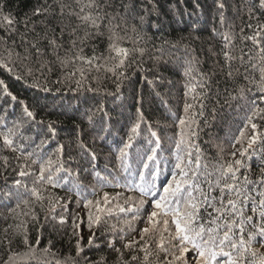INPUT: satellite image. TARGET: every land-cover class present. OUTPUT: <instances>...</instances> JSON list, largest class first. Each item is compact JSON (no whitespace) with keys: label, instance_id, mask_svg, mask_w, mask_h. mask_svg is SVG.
Returning a JSON list of instances; mask_svg holds the SVG:
<instances>
[{"label":"snow or ice","instance_id":"obj_1","mask_svg":"<svg viewBox=\"0 0 264 264\" xmlns=\"http://www.w3.org/2000/svg\"><path fill=\"white\" fill-rule=\"evenodd\" d=\"M143 2L151 5V8L137 11L136 0H44V3L35 8L31 16H25L23 21L16 20L10 13H4L3 8H0V30L4 33L0 36V45H2L0 54L13 63L26 62L28 74L39 73V78L43 79H47V74L53 71L54 65H59L64 79H58L56 83L67 82L73 91L98 92L99 88H93L90 83H86L88 73L93 68L97 71L104 69L117 77L119 82L116 87L119 92L121 84L128 78L124 71L119 70L130 66L126 65V61L134 52L141 55L144 52L141 48L123 47L121 41L128 38L129 32L143 39L141 32L149 23L148 17L153 13L158 14L156 0H143ZM214 2L221 27L230 30L233 26L225 17L227 8L225 0H214ZM244 7L245 5H241L238 10H243ZM246 8L249 20L258 19L256 12L264 14V0H248ZM141 12L144 14L141 15ZM35 17H43L39 21V31ZM20 23L24 26L23 33H20L16 27ZM154 26L158 27V25ZM247 28L253 29V25L248 23ZM212 31L214 35H222L224 40L221 53H212L223 56L224 63L220 65V74L226 81L235 82L237 77H242L252 85V87L239 88L236 90V95L229 93L224 101L225 104H229L231 100H247L250 107L245 116L246 123L239 129V134L233 137L231 147L235 150L229 153L228 159H224L222 147L215 162L202 159L201 150L194 144L193 139L198 136L197 129L201 127V120L204 125L209 123L205 110L207 101L212 98L213 77L217 72L202 71L199 67V59L194 56L186 60L184 75L191 77L195 84L185 85L187 91L184 115L176 117L177 126L181 131L175 142L176 163L170 172L171 179L157 187L154 182L160 175V169L157 168L153 173V183L136 186L141 196L138 204L134 203L128 208L118 205L119 212L131 215L130 220L124 221L128 232H125L123 227L109 225L105 232L101 233L102 235L119 234L121 241H126L123 242V249L131 254L128 260L123 259L124 252L116 248L112 240L108 241V247L118 253L121 264H264V132L258 131V124L254 122L257 119L264 121V108L257 103V100L264 103V24H257L252 35H244L245 29H240L241 42L250 41L257 49L256 56L245 48H241L239 54H236L233 51L234 39L230 31L220 33L216 28ZM105 35L108 40V56L105 57L103 54L85 56L84 47ZM16 36L19 40L13 38ZM93 52L95 53V49ZM100 60H112L115 63L112 67H107L100 64ZM0 66L7 67V63L0 62ZM21 78L17 77V79ZM72 85L75 87H71ZM0 86H3L4 92L11 96L13 101L17 100L16 96L8 92L3 81H0ZM33 86L41 87L38 79ZM197 88L200 89L199 92ZM253 88L259 95L253 93ZM42 90L49 91L47 87H43ZM225 91L227 92V89ZM189 93H193L191 102H188ZM249 93H253L251 98L248 96ZM219 95L217 92V104L220 103ZM18 103L23 105L29 127L33 124L45 126L47 131L41 137L40 143L35 144V138L24 135L23 126L19 123L12 128H8L6 124L2 125L6 128V131H0L3 149L13 153L19 152L20 155L16 157L15 167L10 163L9 156H0L2 163L0 176L4 178V187L0 188V205L8 207L14 201V207H9L10 213L30 217L31 220L39 222L35 205L39 204L43 208L44 201L48 200L49 204H52L49 213L54 212L53 198L50 193L48 195L45 193L48 187H59L61 181L67 183L71 171L65 167L62 159L63 145H58L59 156L55 161L51 156L46 157L43 154V146L55 139L54 122L45 125L43 120L37 121L36 114L29 110L24 101ZM98 111H104L103 104H100ZM216 112L217 109L213 107L211 109L213 120L216 118ZM89 120L91 121V116ZM143 121V113L137 109V122L132 126L128 143L120 150L118 157L122 162L128 156L126 149L131 148L133 136L138 134L140 122ZM249 125L252 134L247 137V146L244 147L245 129ZM151 134L154 137L157 135L155 132ZM16 137H20L23 142L17 143ZM30 145H35L31 151L28 150ZM236 145L241 147L236 148ZM80 147L89 151L92 161L96 160V154L90 152L82 142ZM159 147L160 140L157 137L156 148ZM155 157L154 148L147 160L153 161ZM256 157H259L260 164L257 166L258 173H253L251 161ZM33 165L38 166V172L31 170ZM123 167L127 171L126 163ZM143 167L147 169L148 163H144ZM9 170L19 177L13 179L10 185L7 183ZM29 176H34L31 185L22 179ZM96 176L107 180L106 177H100L99 172ZM76 187L79 189L81 186ZM95 192L96 189H93V194ZM128 199L132 200L131 197ZM93 203L92 200H85L84 207L89 208ZM102 203L103 205L110 203L107 192L103 194L102 202L95 201L97 212L105 211ZM24 208L28 211H24ZM111 211L112 209H107V212L111 213ZM51 218L56 219L55 216ZM44 219L47 221L49 216H45ZM26 223L21 221L16 228H23V232L19 235L20 241L31 249L33 246L29 243ZM58 223H65L63 217ZM87 223L90 230L94 226L98 231L103 227L102 217L94 215L91 211L88 213ZM140 224L145 226L138 227ZM7 231L6 228L5 233ZM130 233H138V239L133 236L128 240L127 236ZM96 239V232H93L88 238L87 245L99 247L95 244ZM82 240V236H78L76 240L78 258L85 251ZM5 242L10 246L12 239L5 235ZM39 243L38 238L36 245L38 246ZM43 252L49 253L50 247L44 248ZM69 259L71 264H79L76 258ZM82 259L84 264H99L86 256ZM10 260L12 256H9ZM5 264L8 262L6 261Z\"/></svg>","mask_w":264,"mask_h":264},{"label":"trees","instance_id":"obj_2","mask_svg":"<svg viewBox=\"0 0 264 264\" xmlns=\"http://www.w3.org/2000/svg\"><path fill=\"white\" fill-rule=\"evenodd\" d=\"M225 2L227 5L225 17L233 26L230 30L221 27L214 0H156L158 14L153 13L148 17L149 23L141 32L143 39L129 32L128 38L121 41L123 47L141 48L144 52L142 55L134 52L126 61V65L130 66L119 70L124 71L128 77L121 84L119 92L116 87L119 82L117 77L104 69L97 71L93 68L88 73L86 83H90L93 88H99L98 92L73 91L67 82L56 83L58 79H64L59 65H54L53 71L47 74V79H43L39 78V73L29 75L26 62L13 63L0 54V62L7 63V67L0 66V81H3L8 92L17 98L13 101L11 96L4 92L3 86H0V131H6L3 124L12 128L19 123L23 126L24 135L33 136L35 144L40 143L47 128L35 124L29 127L23 105L18 103L24 101L29 110L36 114L37 121L43 120L45 125L54 122L55 139L43 146V154L46 157L51 156L55 161L59 156L57 147L63 145L62 159L65 167L71 171L67 183L61 181L59 187H48L45 193V195L50 193L53 198L54 212L49 213L52 204H49L48 200L44 201L43 208L39 204L35 205L39 222L31 220L30 217L10 213L9 207H14V201L8 207L0 205V264H5L6 261L8 264H45V262L71 264L69 258H76L79 264H84L82 257L85 256L99 264H121L118 253L108 247L109 240L124 252V260L130 258L131 254L123 249V242L126 241H121L119 234L102 235L101 233H104L109 225L123 227L125 232H128L124 221L130 220L131 215L119 212L118 205L128 208L134 203L138 204L141 196L136 186L153 183V173L157 168L160 169V175L154 181L157 187L171 179L170 172L176 163L175 142L181 131L177 126L176 117L184 115L187 91L185 85L195 84L191 77L184 75L185 62L193 56L199 59V67L202 71L217 72L213 77L212 98L207 101L205 110L209 123L204 125L201 120V127L197 129L198 136L193 142L200 148L202 159L205 161L215 162L220 147L224 149V159L229 158V153L235 150L231 147L233 137L237 136L239 129L244 127L245 116L250 106L244 99L231 100L229 104H225L224 101L229 93L236 95V90L239 88L252 87V85L242 77H237L235 82L226 81L220 74V65L224 63L223 56L212 53H221L224 40L222 35H214L212 29L216 28L220 33L231 32L234 39L233 51L236 54H239L241 48H245L256 56L257 49L250 41L241 42L240 29H245L244 35H252L257 24H264V14L256 12L258 19L249 20L246 8L248 0H225ZM43 3L44 0H0V8H3L4 13H10L16 20L23 21L25 16H31L33 10ZM241 5L245 7L243 10H238ZM142 8H151V5L143 0H136V10L140 11ZM34 19L37 21V31H39V21L43 17ZM248 23L253 25V29L247 28ZM194 26L195 30H193ZM16 27L20 33L24 32L23 23L17 24ZM3 34L0 30V36ZM13 38L19 40L18 36ZM0 53H2V45H0ZM94 54L108 56L106 35L84 47L85 56L91 57ZM99 63L112 67L115 61L100 60ZM18 76L22 78L17 79ZM37 79L41 87L33 86ZM43 87H47L49 91H43ZM196 90L200 91L199 88ZM217 92L220 94L219 104L216 103ZM253 93L259 95L255 88ZM253 93L248 94L249 98ZM192 95L193 93H189L188 102H191ZM257 103L264 108V103L259 100ZM100 104L104 106L103 112L98 111ZM213 107L217 109L214 120L211 118ZM137 109L143 113L144 121L140 122L138 134L133 136L131 148L126 149L128 156L122 162L118 157L120 150L128 143L132 126L137 122ZM254 122L258 124V131L264 132V121L257 119ZM152 132L157 134L156 137L152 136ZM245 132L244 147L247 146V137L252 134L250 125ZM157 137L160 140L159 148H156ZM16 141L23 142L20 137H16ZM81 142L90 152L96 154L95 161H92L89 151L80 147ZM34 147L35 145H30L28 150L31 151ZM240 147L241 145H236V148ZM154 148L156 157L153 161H148L147 157L152 155ZM5 155L11 158L10 163L15 167L16 157L20 153L5 151L0 141V156ZM124 163L128 165L127 171L124 170ZM144 163H148L147 169L143 167ZM258 164H260L259 157L251 161L253 173H258ZM31 170L38 172V166L33 165ZM97 172L100 173V177H106L107 180L98 178ZM17 178L19 177L16 173L9 170L7 183L10 185L12 180ZM22 179L31 185L34 176ZM77 185L81 187L77 189ZM3 187L4 178L0 176V188ZM93 189H96L95 194ZM105 192L109 194L110 203L107 205L102 203L105 211L97 212L95 201L102 202ZM129 197L132 198L131 201ZM85 200H92L94 203L89 208H85ZM108 208L112 209L111 213L107 212ZM24 211L28 209L24 208ZM89 211L102 217L103 227L99 231L95 226L89 229L87 223ZM45 216H49L47 221L44 219ZM52 216L56 219H52ZM61 217L65 220L63 224L58 223ZM21 221L27 222L29 243L33 246L31 249L20 241L19 235L23 232V228L17 229L16 225ZM144 226L138 225V227ZM6 228L7 233H5ZM93 232H96L95 244L99 247L87 245L88 238ZM5 235L12 239L10 246L5 242ZM78 236L83 237L82 246L85 249L79 258L76 257ZM133 236L138 239V233H130L127 239L131 240ZM38 238L40 243L37 246ZM50 241L51 245H49ZM46 247H50V252L47 254L43 252ZM9 256H12L10 261Z\"/></svg>","mask_w":264,"mask_h":264},{"label":"bare ground","instance_id":"obj_3","mask_svg":"<svg viewBox=\"0 0 264 264\" xmlns=\"http://www.w3.org/2000/svg\"><path fill=\"white\" fill-rule=\"evenodd\" d=\"M99 77V76H98ZM91 80V79H90ZM109 80V79H108ZM92 81V80H91ZM107 82V81H106ZM97 83H98V81H97ZM60 84V83H59ZM101 84V83H100ZM92 85H93V83H92ZM97 85V84H96ZM103 86H105V85H103ZM144 102V101H143ZM65 120V119H64ZM52 121V120H51ZM57 121V120H56ZM67 147V146H66ZM64 149V148H63Z\"/></svg>","mask_w":264,"mask_h":264}]
</instances>
